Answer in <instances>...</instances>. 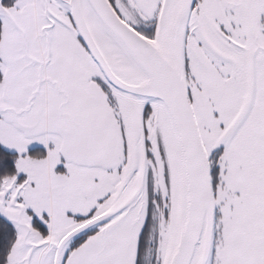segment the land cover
Instances as JSON below:
<instances>
[{
	"label": "snow or ice",
	"instance_id": "1",
	"mask_svg": "<svg viewBox=\"0 0 264 264\" xmlns=\"http://www.w3.org/2000/svg\"><path fill=\"white\" fill-rule=\"evenodd\" d=\"M0 264H264V0H0Z\"/></svg>",
	"mask_w": 264,
	"mask_h": 264
}]
</instances>
